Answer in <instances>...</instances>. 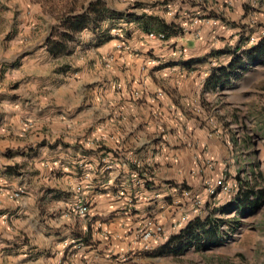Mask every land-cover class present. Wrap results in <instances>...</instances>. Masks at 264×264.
I'll return each instance as SVG.
<instances>
[{
    "label": "crops",
    "instance_id": "1",
    "mask_svg": "<svg viewBox=\"0 0 264 264\" xmlns=\"http://www.w3.org/2000/svg\"><path fill=\"white\" fill-rule=\"evenodd\" d=\"M211 1L106 0L110 11L120 20L125 18V30L131 33L125 52L114 50L111 41L97 48L102 59L111 54L117 65L119 61L120 67L125 65L127 70L120 79H40V74L33 72L31 79H12L16 83L13 91L0 93V170L27 161L37 170L34 177L37 185L48 184L45 178L48 173L59 172L62 177L57 188L61 191L70 188L75 194L67 203L62 202L61 208L80 200L89 204L85 220L78 219L75 223V218L63 216L66 243L80 241L79 237L91 244L72 256L68 251V263L122 264L129 251L142 264L147 263L145 256H153V262L161 258L157 251L162 245L144 251L138 241L139 233L149 222L170 226L186 212L185 206L178 207V203H184L173 185L186 178L188 171L182 166L198 159L195 135L180 148L181 134L164 132L172 127L167 116L197 112L203 107L204 100L213 94L204 90L205 80L213 69L228 65L221 63L220 55L229 52L227 62L232 60L233 51H215L204 24H199L202 28L197 30L196 16L208 11ZM148 32L162 33L166 40L147 41ZM173 43L183 46L182 55L173 52L170 48ZM41 50L48 56L46 46ZM134 51L160 60L156 63L145 57L136 60L131 56ZM202 64L206 70L199 79L196 78L199 72L194 70ZM151 66L157 70L150 69ZM106 72L99 75L110 78ZM90 85L92 89H88ZM221 96L229 98L226 93ZM192 122L189 120L187 125L193 128L200 125L199 122L197 126L191 125ZM88 146H92L91 152L87 151ZM210 150L208 145V154L212 155ZM237 160L238 155H234L235 172L239 170ZM141 166L146 169L141 170ZM140 179L160 184L158 200L151 197V185H142ZM168 182L171 184L165 185ZM8 185L10 190L17 187ZM5 187L7 182L0 179V210H15L18 204L5 197ZM20 187L33 203H39L45 196L39 189L29 192L28 186ZM130 199L135 204L132 211L127 207ZM211 204L204 211L205 216L211 217L214 212L215 205ZM101 220L108 222L101 224ZM5 229L8 233L0 221V233ZM36 246L35 251L42 248ZM99 250L102 254L97 255ZM56 255L54 259L41 257L35 262L23 261L20 255L0 253V264H56Z\"/></svg>",
    "mask_w": 264,
    "mask_h": 264
},
{
    "label": "rangeland",
    "instance_id": "2",
    "mask_svg": "<svg viewBox=\"0 0 264 264\" xmlns=\"http://www.w3.org/2000/svg\"><path fill=\"white\" fill-rule=\"evenodd\" d=\"M94 1L96 0H0V93L13 91L16 83L12 79H31L33 72L40 74V79H120V75L127 68L125 65L120 67V61L117 65V60H114L111 54L102 59L97 52V44L111 41L114 50L127 51V41L130 40L131 33L125 30V18L120 20L121 17H108L97 28L90 26L81 31L67 45L66 52L57 58H48L49 55H45V51L41 50L62 17L69 13L82 14L84 8ZM102 2L108 9L106 0ZM203 13L196 16L197 26L204 24L215 51H233L232 58L242 56L247 49L264 38V0H212L208 11ZM202 25L197 28L198 31ZM38 28L41 32H38ZM120 40L125 43V48L117 49L116 45ZM170 48H173V52L181 49V55L183 54L181 45L173 43ZM131 54L136 60L143 57L155 63L160 60L139 51ZM220 56L222 64L229 63L227 61L231 53H223ZM97 61H100L99 65ZM205 67L206 65L202 64L201 67L195 68L194 71L199 72L196 78L200 79L206 70ZM143 68L146 70V66ZM150 69L157 70L155 66ZM103 71H107V75L111 77L99 75ZM149 76L152 78L151 73ZM88 89H92V85L88 86ZM224 93L229 98H223L221 94ZM200 109L197 112H182L183 118L178 113L167 116L172 127L164 132L171 135H177L176 132H179V140L182 143L178 146L180 148L186 146V140H192L195 135V151L198 156L195 163L182 166V169L188 171L186 178L175 181V185L172 184L184 203L179 204L177 201L178 207L185 206L186 210L178 218L191 211L190 201L181 196L182 191H187L192 198L202 201L201 215L191 216L190 221L209 217V214L205 216L204 211L214 203V212L210 213V218L237 222L238 227L230 233V226L225 224L226 239L221 246L200 251L189 248L180 255L161 256L157 262H153V256H145L148 260L143 264H264V200L257 209L245 215L231 207L245 185L255 190L264 189V60L248 66L239 79L230 81L229 87L213 92L208 100H204ZM189 120H194L191 125L197 126L198 122L200 125L195 128L188 126ZM202 143H205V146H202ZM208 145H211L212 155L208 154ZM88 147L87 151L91 152L92 146ZM227 147L229 151L226 150ZM234 155L239 157L236 162L239 172L232 169L235 166ZM140 169L144 170L146 166H141ZM36 172L33 165L30 166L27 161H19L6 170H0V179L6 181L8 186L3 188L7 199L14 191L23 192L18 199L9 198L18 204L15 210H0V221L8 228V233L7 229L0 233V253L20 255L23 261L35 262H39L41 257L54 259L58 254L56 264H70L66 260L68 251L72 256L81 247L91 245L86 238L79 237L80 241L66 243L63 216L67 215L71 220L75 218V223L78 219L71 213V207L74 205L61 208V203H67L75 194H72L70 188L63 191L57 188L62 177L59 172L52 171L46 175L48 184H44L45 187L34 183ZM221 178L231 186V193L224 195L218 191L217 195L208 196L205 187L213 185ZM140 181L144 186L151 185V197L158 200L160 184L143 179ZM8 183L12 186L15 184L16 189L10 190ZM169 184L171 183L165 185ZM23 185L29 187V192L39 189L45 196L39 203H33L20 187ZM170 188L172 187L168 189ZM78 193L76 191V195ZM101 193H105V190ZM253 198L249 200L252 201ZM107 220L100 222L103 224L108 222ZM173 223L164 227L167 239L170 238L169 233H177L171 228ZM97 231L101 232V229L98 228ZM36 245L42 248L35 251V247H38ZM96 254L100 255L102 251L99 250ZM133 258L129 251L123 256L122 264H142Z\"/></svg>",
    "mask_w": 264,
    "mask_h": 264
},
{
    "label": "trees",
    "instance_id": "3",
    "mask_svg": "<svg viewBox=\"0 0 264 264\" xmlns=\"http://www.w3.org/2000/svg\"><path fill=\"white\" fill-rule=\"evenodd\" d=\"M108 17H118V15L103 4L101 0L90 2L84 8V12L79 15L69 13L61 18L59 25L51 31L50 39L46 41V52L51 58H57L64 54L67 45L73 41L76 34L83 30L99 24ZM150 33V32H148ZM101 42L97 44L98 46ZM246 61H243V59ZM264 60V38L259 40L254 46L247 49L242 56H235L226 67L215 68L204 82V90L217 92L229 87L231 80L239 79L248 66ZM241 189L231 206L241 215L257 209L264 200V189L255 190L247 185ZM253 200H249L250 198ZM223 224L230 226V233L238 227L237 222H226L222 219H193L180 230L176 235L170 237L157 251V255H180L185 250L193 248L197 251L218 247L225 241V235L220 237V227ZM220 234V235H219Z\"/></svg>",
    "mask_w": 264,
    "mask_h": 264
},
{
    "label": "built area",
    "instance_id": "4",
    "mask_svg": "<svg viewBox=\"0 0 264 264\" xmlns=\"http://www.w3.org/2000/svg\"><path fill=\"white\" fill-rule=\"evenodd\" d=\"M146 39L149 41H165L166 36L162 33H147ZM125 43L123 40H120L119 43H117L116 48L122 49L125 48ZM182 50L178 49L177 54L181 55ZM137 95V93L135 94ZM231 186L225 181L224 178L219 179L214 183L213 185H207L205 187V193L208 196H215L217 195V192L219 191L221 194L228 195L231 193ZM21 190H17L12 192V194L9 195L10 199H18L22 195ZM181 196L187 200L190 201L191 205V211L189 214L182 215L178 220L173 223L172 229L175 230L177 233L182 230L190 221V217H199L201 215L202 211V201L199 198H192L187 191H182ZM127 207L129 211L134 210V202L133 200L127 201ZM90 207L87 202L84 200H80L76 205L71 207V213L74 217L77 219L85 220L87 219L89 215ZM227 226L223 224L220 227V233L221 235H224V232H226ZM225 237V236H224ZM165 232V229L162 225L154 224V223H148L144 229L139 233V244L141 248L144 251H149L152 246L154 245H163L168 239Z\"/></svg>",
    "mask_w": 264,
    "mask_h": 264
}]
</instances>
